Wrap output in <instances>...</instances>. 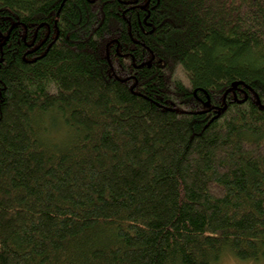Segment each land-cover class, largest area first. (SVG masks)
Segmentation results:
<instances>
[{"label": "trees", "instance_id": "16d2710c", "mask_svg": "<svg viewBox=\"0 0 264 264\" xmlns=\"http://www.w3.org/2000/svg\"><path fill=\"white\" fill-rule=\"evenodd\" d=\"M226 254L264 257V0H0V264Z\"/></svg>", "mask_w": 264, "mask_h": 264}, {"label": "rangeland", "instance_id": "374dc122", "mask_svg": "<svg viewBox=\"0 0 264 264\" xmlns=\"http://www.w3.org/2000/svg\"><path fill=\"white\" fill-rule=\"evenodd\" d=\"M174 77L181 80L185 85L190 86L189 77L181 66H178L175 70ZM220 264H264V257L260 260H240L230 254H226L220 260Z\"/></svg>", "mask_w": 264, "mask_h": 264}]
</instances>
